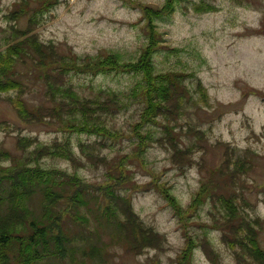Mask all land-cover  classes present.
<instances>
[{"label": "rangeland", "instance_id": "rangeland-1", "mask_svg": "<svg viewBox=\"0 0 264 264\" xmlns=\"http://www.w3.org/2000/svg\"><path fill=\"white\" fill-rule=\"evenodd\" d=\"M166 2L0 0V52L22 39L16 29L25 30L41 14L32 34L53 43L60 54L114 53L136 62L146 49L156 73L180 74V99L167 105L172 113L145 125L140 98L124 97L143 82L141 75L71 74L68 82L81 97L124 93V107L105 121L115 138H104L70 133L49 118L22 120L10 98H19L30 111L54 104L45 95L46 69L34 64L32 54L15 66L11 78L26 91L0 93V168L66 171L89 188L82 191L85 202L76 205L70 199L75 188L58 178L54 189L65 197L49 206L51 218L38 187L26 200L34 220L62 221L65 247L64 253L51 254L56 241L47 236L33 264H258L238 254L243 250L238 240L252 218L264 250V0H178L170 15L149 25L143 6L159 9ZM203 2L216 9L196 13L194 5ZM17 10L24 15L14 19L11 13ZM152 39L154 51L148 47ZM138 123H143L140 132L153 138L145 145L136 134ZM21 140L30 145L20 148ZM66 141L75 160L46 153L45 146ZM102 187L122 197L106 195ZM128 204L146 234L154 235L121 232L118 223L126 224L131 215ZM7 206L0 211L6 213Z\"/></svg>", "mask_w": 264, "mask_h": 264}, {"label": "trees", "instance_id": "trees-1", "mask_svg": "<svg viewBox=\"0 0 264 264\" xmlns=\"http://www.w3.org/2000/svg\"><path fill=\"white\" fill-rule=\"evenodd\" d=\"M178 0H167L161 8H149L143 6L144 18L148 21L149 25L154 24L153 21L157 18L170 15L175 8V3ZM44 3V2H43ZM50 4H44L45 9H48ZM194 9L196 13L211 12L216 8L211 4H195ZM43 11L42 15H44ZM12 18L16 19L24 15V10H17L11 13ZM37 14L29 20V26L25 30L16 29L14 33L22 37L18 42L11 45L5 52H0V93L18 90L20 94L26 91V87L14 78L11 74L15 66L19 62H25L24 57L31 56L32 61L36 66L46 69L43 79L46 84L45 95L53 102L54 105L48 107H37L35 110L30 111L27 109L26 103L18 99H9L17 111L19 117L25 122L33 123L36 121H44L49 118L53 121L63 123L66 130L70 133L76 134H96L104 138L107 136L114 137L105 121L110 115L121 111L124 107V97L127 99L140 98L143 104L141 118L145 123L157 119L159 115L166 117L172 113L167 105L171 101L180 99L181 92L178 90L177 83H180V74L176 72L156 73L155 64L150 60V53L145 52L139 56L136 62H125L120 60L117 54H109L103 56H85L81 57L76 54L69 56L60 54L53 43L44 44L38 37L32 34L34 26L39 22ZM155 32L156 28L154 27ZM152 30V31H153ZM154 36L151 33V38ZM152 43V44H151ZM148 47L154 51L155 41L152 39ZM103 57V58H102ZM38 59V60H36ZM101 59V60H100ZM103 59V60H102ZM135 72L142 77L140 84H137L124 97V93L115 91H100V98L81 97L77 94L73 86L68 82L71 74H89L97 76L98 74H108L112 72ZM70 79V78H69ZM173 106V105H172ZM176 110L180 112L179 106H175ZM54 123V122H53ZM140 124L135 126L136 134L140 141L145 145L148 140H152L148 134L143 135L140 132ZM3 125V123H2ZM172 126V125H170ZM0 127L1 123H0ZM167 130V129H166ZM167 137L171 144H175V138L171 135L170 131L167 132ZM151 138V139H150ZM30 145V141H19L20 148H26ZM83 146V145H82ZM46 153L53 156L67 160L74 159V151L70 146V142L64 143L55 142L52 145L45 146ZM4 156V154H0ZM58 178L67 179L72 187L75 188L76 194L70 196V199L76 204L83 199L84 190L89 189L87 184L77 175H70L66 171L61 170H43L37 168L21 167L17 169H2L0 168V208L8 203L7 212L0 211V264H14L17 260L20 264H33L41 257L38 256V246H44L48 240L47 236L51 235L56 241V250L51 254L64 253L65 247L63 243V233L60 227V219L48 218L53 217L52 211L49 206L58 203L65 197L64 194L55 191L54 187L59 185ZM7 185V194L3 196L2 189ZM39 188L43 195L45 204L46 217L43 219L49 220L50 223H40L35 218H32L31 212L27 208L26 200L29 199L35 192V188ZM42 187V188H41ZM106 195L117 197L116 194L110 191L109 187L103 188ZM204 189V188H203ZM122 196H118L121 198ZM197 197L199 195L197 194ZM79 200V202H78ZM197 200H195L196 202ZM120 202L126 203L124 199ZM174 205L177 204L174 203ZM131 215L126 224L118 223V227L123 233L147 235L144 228H142L137 220L135 211L133 212L131 205L128 204ZM122 211L126 214L127 209L125 206L121 207ZM31 216V217H30ZM246 232L244 238L238 246L242 253L240 256L252 258L258 264H264V250L261 248L259 238H257V228L253 226L252 218L246 219ZM59 223V224H58ZM258 226L260 224H257ZM30 231H29V230ZM127 231H125V230ZM57 230V232H56ZM24 232L25 235L21 233ZM142 232V233H141ZM150 235H154L150 231ZM136 247V246H135ZM192 248V247H191ZM47 249V248H46Z\"/></svg>", "mask_w": 264, "mask_h": 264}]
</instances>
